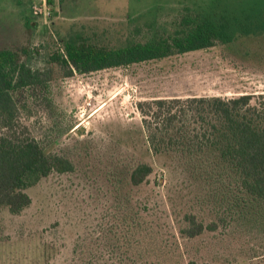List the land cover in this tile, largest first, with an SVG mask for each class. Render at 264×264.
I'll return each mask as SVG.
<instances>
[{
    "label": "rangeland",
    "instance_id": "374dc122",
    "mask_svg": "<svg viewBox=\"0 0 264 264\" xmlns=\"http://www.w3.org/2000/svg\"><path fill=\"white\" fill-rule=\"evenodd\" d=\"M52 1L0 0V47L26 48L31 67L51 72L52 110L34 105L21 122L75 170L30 188L20 215L0 209V264H264L258 208L182 235L187 214L229 215L232 187L211 176L209 156L155 155L138 109L157 98L264 95V0ZM197 16L227 26L230 42L73 76L51 60L72 33L117 48L168 37ZM146 163L150 181L133 185Z\"/></svg>",
    "mask_w": 264,
    "mask_h": 264
},
{
    "label": "trees",
    "instance_id": "16d2710c",
    "mask_svg": "<svg viewBox=\"0 0 264 264\" xmlns=\"http://www.w3.org/2000/svg\"><path fill=\"white\" fill-rule=\"evenodd\" d=\"M52 4L53 1L49 0ZM29 18L27 26L29 27ZM230 42L227 26L207 16L185 18L174 34L117 48L102 46L83 34L63 40L52 62L67 70V76L162 60L177 54L216 47ZM26 48L0 47V209L20 215L32 204L28 190L52 173H70L74 163L65 156L48 153L29 133L21 117L32 106L52 110L51 72L31 67ZM256 100V101H254ZM138 109L151 150L155 155L213 159L211 176L228 183L229 215L216 213L211 222L195 214L185 216L181 233L189 239L228 226L233 211L243 217L258 208L264 213V95L233 98L193 96L157 98L140 102ZM150 164L134 169L135 186L148 183ZM264 224V219L259 218ZM189 264H201L190 261ZM208 264V263H203Z\"/></svg>",
    "mask_w": 264,
    "mask_h": 264
},
{
    "label": "built area",
    "instance_id": "2783aa9c",
    "mask_svg": "<svg viewBox=\"0 0 264 264\" xmlns=\"http://www.w3.org/2000/svg\"><path fill=\"white\" fill-rule=\"evenodd\" d=\"M50 14V13H49Z\"/></svg>",
    "mask_w": 264,
    "mask_h": 264
}]
</instances>
